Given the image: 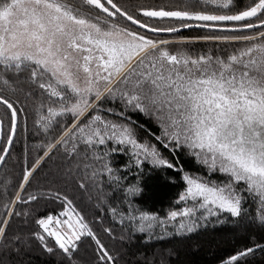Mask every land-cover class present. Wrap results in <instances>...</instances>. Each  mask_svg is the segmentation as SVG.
Masks as SVG:
<instances>
[{
	"label": "snow or ice",
	"instance_id": "obj_1",
	"mask_svg": "<svg viewBox=\"0 0 264 264\" xmlns=\"http://www.w3.org/2000/svg\"><path fill=\"white\" fill-rule=\"evenodd\" d=\"M0 107V166L30 115L39 138L31 164L25 143L18 184L0 183V264L32 241L56 264H122L137 234L188 239L243 219L264 231V0H0ZM181 153L200 171L178 165ZM56 154L65 185L94 198L109 224L89 219L68 191H29ZM121 155L127 161L116 166ZM145 165L183 182L163 216L134 202ZM41 201L51 206L43 214L26 207ZM30 217V235L11 231ZM262 241L253 237L219 264H248L264 253Z\"/></svg>",
	"mask_w": 264,
	"mask_h": 264
},
{
	"label": "trees",
	"instance_id": "obj_2",
	"mask_svg": "<svg viewBox=\"0 0 264 264\" xmlns=\"http://www.w3.org/2000/svg\"><path fill=\"white\" fill-rule=\"evenodd\" d=\"M134 3L145 4H160L175 2L179 3L182 0H132ZM186 35L189 33H185ZM195 51L200 50V46H194ZM27 103V102H25ZM0 107V112H2ZM30 111V109H28ZM132 119L137 124H143L145 129L155 131L156 126L145 119L141 114L133 113ZM7 124V121L5 122ZM33 126L31 115L28 119V131L25 133L23 127L18 130V138L16 146L12 150L11 157L7 160L6 166H1L0 183L5 179L12 181V187L18 184L22 167H23V149L25 143L28 146V162L31 164L35 159L36 152L33 150V145L38 142L37 137L33 135ZM141 140L150 138L144 129H137ZM27 137V139H25ZM42 154V153H41ZM165 156L169 153L165 150ZM171 158V157H170ZM127 161L126 156L114 157L116 166H121ZM178 165L183 166L186 171L196 173L200 171V166L187 155L181 153L177 157ZM65 167V162L60 154H56L53 159L46 160L41 169L36 173L32 181L34 190L37 185L48 187H58L62 191H68L70 195L76 198L78 205L85 211L89 219L103 215L105 224L110 223V215L100 213L95 208V199L89 201L88 193H84L76 187L74 183L65 185L62 178V173ZM167 177H173L176 183H170ZM129 181L134 180V177L129 175ZM144 192L140 197L134 198V202L144 210L159 213L163 216L170 203L174 200L177 192L182 189L183 182L173 170L152 169L150 165H145V175L143 179ZM94 195V194H93ZM116 202V197H113V203ZM33 211L39 215L43 214L51 206H45L43 201L30 206ZM35 229L32 218H29L26 225L23 219L13 222L12 232H18L23 236L30 235ZM101 235L103 233L101 231ZM264 236V231H261L256 225L250 224L247 219L240 220L237 223L229 222L223 225L209 226L207 229L201 230L191 235L188 239L169 238L165 240H155L145 242V237L142 234H137L134 240L123 246L121 249L122 264H150L154 261L155 264H160L163 258L168 264H219L220 258L233 253L238 248H242L245 244H251V240L255 237L260 240ZM106 239V238H105ZM107 242V240H106ZM264 242V241H262ZM120 247V245H116ZM172 249L173 255L167 256L165 250ZM13 264H56L57 258L48 256L43 253L37 242L32 241L30 250L22 251L18 256L12 258ZM248 264H264V253L257 250L254 256L248 258Z\"/></svg>",
	"mask_w": 264,
	"mask_h": 264
},
{
	"label": "water",
	"instance_id": "obj_3",
	"mask_svg": "<svg viewBox=\"0 0 264 264\" xmlns=\"http://www.w3.org/2000/svg\"><path fill=\"white\" fill-rule=\"evenodd\" d=\"M0 169H1V166H0Z\"/></svg>",
	"mask_w": 264,
	"mask_h": 264
}]
</instances>
